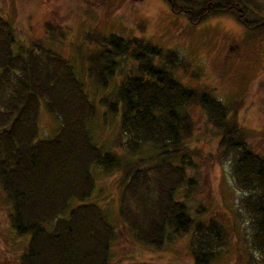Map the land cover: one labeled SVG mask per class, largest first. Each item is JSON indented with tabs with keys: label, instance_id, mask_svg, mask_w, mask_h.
<instances>
[{
	"label": "trees",
	"instance_id": "trees-1",
	"mask_svg": "<svg viewBox=\"0 0 264 264\" xmlns=\"http://www.w3.org/2000/svg\"><path fill=\"white\" fill-rule=\"evenodd\" d=\"M201 2L171 3L197 23L209 15ZM210 3L214 11L230 6ZM11 26L0 15V189L14 235H28L18 264L111 263L116 230L100 204L87 201L96 191V170L118 171L117 213L135 240L159 249L176 236L188 237L192 264L219 260L232 227L207 217L203 205H188L197 186L188 170L197 168L200 154L189 143L191 105L219 132L216 150L207 156L229 163L232 183L243 193L238 204L248 224L245 264H264V158L209 88L188 87L175 77L174 67L183 68L176 52L142 36L89 30L82 36L91 45L85 74L101 90L112 84L97 98L95 91L86 93L71 61L45 43L65 38L61 26L47 19V39L26 43L16 42ZM93 99L104 105L103 122L118 114L120 151L93 139ZM41 105L57 119L48 137L39 136Z\"/></svg>",
	"mask_w": 264,
	"mask_h": 264
},
{
	"label": "rangeland",
	"instance_id": "rangeland-1",
	"mask_svg": "<svg viewBox=\"0 0 264 264\" xmlns=\"http://www.w3.org/2000/svg\"><path fill=\"white\" fill-rule=\"evenodd\" d=\"M160 2V1H159ZM157 0H0V15L11 23L16 42L46 40L43 23L48 19L64 30L65 38L45 43L71 61L82 79L85 91L97 98L108 94L112 84L100 89L85 74L88 48L82 41L84 33H113L122 38L143 37L163 50L176 52L182 62L174 67L175 77L188 87L209 88L214 97L222 101L227 116L233 117L245 131L252 151L264 158V71L261 58L255 55L258 42L254 35L235 20L218 18L209 26H193L185 17L170 16ZM203 20V19H202ZM201 23V21H199ZM126 65H129L126 63ZM124 70V68H123ZM105 92V93H104ZM96 98V99H97ZM94 101V99H93ZM95 112L90 127L97 143L106 144L112 151H120L115 131L118 114L103 122V106L94 101ZM39 136L53 135L57 119L41 105L39 107ZM193 133L191 146L199 148L198 164L188 175L196 178L195 190L188 200L190 210L204 206L207 217H213L232 227V237L223 248L224 254L210 264H245L244 235L248 231L246 214L238 204L243 195L232 183L229 163L218 158L210 159L218 144L219 132L205 121L203 112L189 106ZM95 113V114H96ZM101 113V115H100ZM116 139V141H114ZM114 141V145H113ZM117 172L105 174L96 170L95 192L87 201H96L105 210L116 230L110 243V264H192L188 237L176 236L163 247L152 249L135 240L123 220L118 216ZM0 189V264H18L19 255L26 246L28 235L17 236L8 220L10 204ZM179 191L176 198L182 197ZM78 202V201H77ZM74 202L71 205H75ZM236 238V243L232 240Z\"/></svg>",
	"mask_w": 264,
	"mask_h": 264
},
{
	"label": "flooded vegetation",
	"instance_id": "flooded-vegetation-1",
	"mask_svg": "<svg viewBox=\"0 0 264 264\" xmlns=\"http://www.w3.org/2000/svg\"><path fill=\"white\" fill-rule=\"evenodd\" d=\"M160 1V2H159ZM172 1L174 0H157L161 3L164 8H166L167 14L172 16L185 17L188 20L185 11L181 8L180 11H176L172 8ZM194 2V0H192ZM201 3L205 5V11L209 15L197 23H191L193 26H198L205 24V22H213L218 18H230L235 20L243 27L254 35V38L258 41L256 42L258 49H255V55L262 60L261 66H263L262 71H264V0H225L230 3V6L226 9L220 8L216 11L212 10L213 4L210 3L211 0H201ZM196 2V1H195ZM199 3V4H201ZM211 23L205 24L206 26Z\"/></svg>",
	"mask_w": 264,
	"mask_h": 264
}]
</instances>
